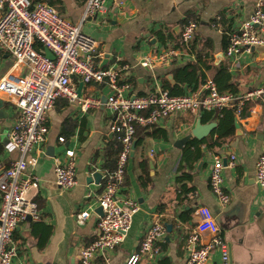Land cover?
Wrapping results in <instances>:
<instances>
[{
    "label": "crops",
    "instance_id": "obj_1",
    "mask_svg": "<svg viewBox=\"0 0 264 264\" xmlns=\"http://www.w3.org/2000/svg\"><path fill=\"white\" fill-rule=\"evenodd\" d=\"M256 1L125 0L123 8L107 3L102 14L84 19L81 31L96 41L95 61L100 67L128 66L122 74L137 95L157 89L171 93L163 80L171 87L177 86L173 70L188 63L199 66L197 75H203L202 81L195 88L183 85L182 93L176 95L198 90L207 78L213 79L216 86L218 81L221 92L241 93L264 85V47L235 57L226 54V47L230 32L250 16ZM31 2L52 5L74 24L82 20L86 4V0ZM190 19L197 22V28L183 54L152 69L138 65L144 54L178 46L182 25ZM12 62L11 55L0 52V77L10 70ZM170 74L174 84L168 80ZM75 84L84 97L101 99L107 93L104 86L81 85L78 80ZM0 100L1 170L11 165L18 152L8 149L12 105L1 97ZM248 103L244 117L226 108L232 110L235 119L232 126L225 124L230 129L223 137L216 133L220 128V110L206 119L202 117L208 111L180 112L137 130L119 197L133 199L138 210L123 241L106 256H97L94 264H128L154 222H161L165 229L158 242L159 252L152 258L139 257L134 264H187V237L197 226V211L202 206L213 213L218 235L232 251V264H264V237L257 224L264 215V189L255 181L256 161L264 151V101ZM111 118L105 105L83 110L77 101L59 98L54 102L46 116L47 135L40 146L37 164L26 171L38 177L37 187L27 193L37 205L38 217L28 216L13 231V264H76L79 248L95 239L104 175L114 168L118 155L109 129ZM198 118L203 124L215 123L202 138L191 135ZM214 142L217 145L210 147ZM66 149L74 151L77 183L69 190H61L55 184L54 167L65 158ZM215 153L225 160L230 154L236 155L235 165L222 169L223 189L229 196L226 205L219 203L208 182ZM183 171L189 174L185 185L178 180ZM96 172L101 174L97 181L92 178ZM82 210H88L89 215L83 223H77L76 214ZM209 239L208 234H203L199 244ZM208 260L210 264H222L217 249Z\"/></svg>",
    "mask_w": 264,
    "mask_h": 264
},
{
    "label": "built area",
    "instance_id": "obj_2",
    "mask_svg": "<svg viewBox=\"0 0 264 264\" xmlns=\"http://www.w3.org/2000/svg\"><path fill=\"white\" fill-rule=\"evenodd\" d=\"M107 3L123 8L125 0H86L82 20L74 24L46 2L0 0V52L13 58L10 70L0 77V97L12 105L8 149L18 152L11 165L0 170V264H13L16 249L12 235L17 224L28 216L38 217L36 203L27 197L28 191L37 187L38 177L26 171L35 167L41 154L40 146L47 135L48 111L59 98L77 101L83 110L102 105L97 96H82L75 80L81 85L96 84L107 89L104 105L112 115L109 129L118 150L115 166L105 173L103 191L98 198L102 211L97 222L98 234L79 248L76 264H94L97 256H106L123 241L131 226L138 204L133 199L120 198L119 192L137 127L154 125L180 112L230 108L239 115L246 103L264 101V85L241 93L220 92L211 78H207L198 90L180 95L160 89L146 95L133 93L122 74L128 66L100 67L95 61L96 41L81 31L84 19L102 14ZM263 5L262 0H257L250 16L230 32L226 47L228 56L264 47ZM196 28L195 20H187L182 25L178 46L144 54L138 65L152 69L156 64H169L189 48ZM44 49L49 50L53 58L47 57ZM64 156L54 167L55 184L61 190H69L77 183L74 151L66 149ZM235 162L234 154H230L225 163L221 154H212L208 182L221 205L229 201L223 189L222 169L233 167ZM255 181L264 189V151L256 161ZM197 212V226L187 237V264H205L214 249L219 251L222 264H227L228 246L218 235L219 227L213 213L205 206ZM88 215V210L78 212L76 222L83 223ZM203 234H208L210 239L200 245ZM164 235L162 223L154 222L141 239L138 253L128 259V264H134L139 257H155L159 252L158 242Z\"/></svg>",
    "mask_w": 264,
    "mask_h": 264
},
{
    "label": "trees",
    "instance_id": "obj_3",
    "mask_svg": "<svg viewBox=\"0 0 264 264\" xmlns=\"http://www.w3.org/2000/svg\"><path fill=\"white\" fill-rule=\"evenodd\" d=\"M29 1L31 2V0H29ZM157 35L160 37V39H163V37L160 35V33H157ZM199 59H201V57H199ZM198 69H199V66L197 64H192V63H188L181 68H176L173 70V74H174L176 81L178 82V85L171 87L168 84V81L166 79H164L163 80L164 86L166 88H168L171 91V93H173V94L182 93V86L183 85H186L187 87L191 86V85H195L193 87V88H195L202 81V78H203L202 74L197 75ZM217 83H218V86H217L218 90L220 92L223 91V90H221V86H220L221 84L218 81H217ZM249 104L250 103H248V104L246 103L245 106L243 107L242 111L240 112V115L242 117L246 116L247 109L250 106ZM214 112H216V111L215 110L214 111H208L205 115H203L202 118L206 119L212 115L211 113H214ZM220 113H221L220 114V117H221L220 118L221 119L220 128L217 130L216 133L219 137H223L224 135H227L228 129H230L229 126H232V122L234 121L235 116H234L232 110L226 109V108L221 109ZM228 123H230L229 126L225 125ZM145 127H147V126H145ZM141 128H144V127H137V130L138 129L140 130ZM136 133H137V131H136ZM216 145H217V142H214V143H211L209 146L214 147ZM112 169L113 168L109 169V171ZM188 176H189V174L187 172L183 171L181 173V175L179 176L178 180L182 181L183 185H185L184 181L187 180Z\"/></svg>",
    "mask_w": 264,
    "mask_h": 264
},
{
    "label": "water",
    "instance_id": "obj_4",
    "mask_svg": "<svg viewBox=\"0 0 264 264\" xmlns=\"http://www.w3.org/2000/svg\"><path fill=\"white\" fill-rule=\"evenodd\" d=\"M45 55L49 58H53L52 54L49 52V50L44 49ZM168 80L170 81L171 84H174V79L173 76L170 74L168 75ZM105 96L101 97V102L102 105H104L105 102ZM1 100H0V105H1ZM215 123H208V124H203L200 121V118L197 119L192 131H191V135H193L196 138H202L205 137L206 135L209 134V132L212 130V128L214 127ZM134 141L132 142V146H131V150L134 148ZM223 162L225 163V159L223 158ZM101 177V174L96 172L92 175V178L97 181L98 178ZM98 212L100 213V215H102V211L101 208L98 206ZM257 224H260V230L262 232V235L264 237V215L260 216L257 220ZM168 230L169 225H167ZM229 247V246H228ZM205 264H210V260H207ZM213 264H219L218 261H214ZM227 264H232V251L230 250V247L228 248V259H227Z\"/></svg>",
    "mask_w": 264,
    "mask_h": 264
},
{
    "label": "rangeland",
    "instance_id": "obj_5",
    "mask_svg": "<svg viewBox=\"0 0 264 264\" xmlns=\"http://www.w3.org/2000/svg\"><path fill=\"white\" fill-rule=\"evenodd\" d=\"M243 263H246V262H243Z\"/></svg>",
    "mask_w": 264,
    "mask_h": 264
}]
</instances>
